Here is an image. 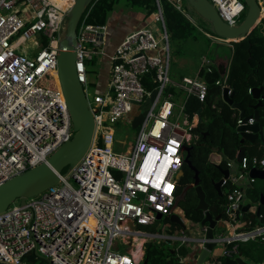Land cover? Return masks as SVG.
I'll return each mask as SVG.
<instances>
[{"label": "built area", "instance_id": "built-area-1", "mask_svg": "<svg viewBox=\"0 0 264 264\" xmlns=\"http://www.w3.org/2000/svg\"><path fill=\"white\" fill-rule=\"evenodd\" d=\"M74 1L0 0V185L46 164L75 134L59 84L51 89L42 83L48 74H55L58 81L59 45ZM167 1L182 12L183 0ZM208 2L231 28L239 25L246 10L240 0ZM257 2L262 17L264 0ZM155 3L157 10L147 26L127 35L111 56L104 51L106 27L88 24L92 4L85 9L74 49L76 78L85 96L89 65L96 59L103 67L105 58L111 63L108 91L93 96L92 104L87 101L94 136L81 160L68 173L65 169L58 175L57 185L24 204L13 202L0 214V264H24L33 255L47 264H142L148 242L193 241L184 235L175 238L143 230L155 224L158 216L172 214L182 149L198 141L193 130L199 117L186 118L185 104L191 97L203 103L208 94L198 76L180 81L170 77L169 35L160 0ZM30 41H36L35 50L27 49L28 55L23 46ZM206 69L211 72L210 65ZM215 84L228 88L221 81ZM170 89L178 93V102ZM153 91H157L155 101L134 143L125 153L115 152L114 126L132 112L134 103L140 107ZM228 95H232L230 89ZM241 124L238 119L237 126ZM251 168L264 170V157H243L238 175L230 174L223 184L232 187L225 210L229 232L210 241L221 246V259L240 256L239 244L264 243V224L242 230L236 226V212L245 197L238 184ZM258 217L261 220L264 213ZM205 242L202 237L197 243L202 248Z\"/></svg>", "mask_w": 264, "mask_h": 264}, {"label": "trees", "instance_id": "trees-1", "mask_svg": "<svg viewBox=\"0 0 264 264\" xmlns=\"http://www.w3.org/2000/svg\"><path fill=\"white\" fill-rule=\"evenodd\" d=\"M120 0H93L86 22L95 26H102L105 24L107 16L113 10ZM131 7L142 9L148 15H153L156 10L155 0H125ZM160 5L163 13V18L169 40L173 43V48H176L175 43L182 40L196 41L197 37H203L209 43L210 38L205 34L218 38L212 30H202L200 32L194 25L185 17V14L176 10L167 0H160ZM86 10L84 11V13ZM193 29H197V34H192ZM198 35V36H197ZM170 45V43H169ZM231 49V54L227 63L221 67L219 64H212L210 71L206 68L198 69L197 76L207 85L208 94L203 103L198 102L195 98H189L185 104L184 112L188 118L200 112V122L194 129V133L198 136L196 144H191L192 148L189 152V161L193 168L199 173L200 186L206 195V201L209 204V212L212 217L220 215L222 220H225V210L227 207V194L232 187L227 183L223 186L226 192L220 190V194L215 190L212 182L220 177L218 169L209 163V155L212 152H217L223 158L234 160L236 154L241 146H252L260 144L244 143L240 145V137L236 133L237 120L239 111L231 108L222 98V87L215 83L221 81L232 91V100L234 103L240 105L245 116H250L254 113L253 106L256 101L252 98L250 90L253 88L262 87L264 94V18L261 23L255 28L245 39L239 42H229L227 45ZM171 51V50H170ZM45 78L48 79L51 89H58V81L55 74H48ZM44 78V79H45ZM145 87L149 86V82H144ZM149 88V87H148ZM171 92L174 93L172 89ZM261 124L264 126V101L262 106L257 109ZM256 157H264V146ZM249 158L254 156H247ZM185 170V178L182 185H189L193 183L194 172L187 165L183 164ZM182 166V167H183ZM222 169H227V165L222 162L219 165ZM181 186H176V196L181 193ZM193 192V190H191ZM246 194L249 198V203L257 205L260 208V214L264 213V206L258 205L260 195L264 196L263 186L251 184L250 187L245 188ZM185 207L180 208L183 211L185 220L193 224H199L203 219V214L200 211L195 212L193 209L197 205L195 193L189 194L187 192L184 200ZM187 212L185 215L184 213ZM243 217L249 221V227H259L264 224V217L260 218L256 215L245 214ZM226 221V220H225ZM165 223L169 220L166 218ZM157 223V222H156ZM171 224V223H170ZM154 225L147 226L144 231L152 232ZM178 227L171 224L170 228H162V230L173 233ZM170 235V234H166ZM256 242H248L238 245L240 253L249 254V246H254L259 252L261 247L256 245ZM173 244H176L175 242ZM263 244V243H261ZM177 245V246H176ZM169 245L168 243H153L149 242L145 245L144 262L142 264H181L179 261L180 255H183V246L178 248V244ZM185 256L187 254H184ZM183 255V256H184ZM36 260V259H35ZM29 258L25 259L24 264L33 263ZM259 263V262H258Z\"/></svg>", "mask_w": 264, "mask_h": 264}, {"label": "water", "instance_id": "water-1", "mask_svg": "<svg viewBox=\"0 0 264 264\" xmlns=\"http://www.w3.org/2000/svg\"><path fill=\"white\" fill-rule=\"evenodd\" d=\"M93 0H75L69 12L68 20L66 23V32L63 40L59 45V56L57 58V77L58 84L63 93L64 99L70 113L73 131L75 132L73 138L64 143L47 161L46 164H41L32 168L8 182L0 185V214H3L8 207L15 201L19 200L20 204H24L26 199L34 198L45 191H48L53 186L58 184V175L67 169L68 173L84 156L89 146L91 145L94 136V121L93 115L89 110L86 96L83 92L81 84L77 81L75 73V46H76V29L78 23L85 11ZM246 6V15L244 20L236 27L231 28L226 25L218 16L216 10L208 2V0H186L188 5L193 10L207 21L211 27L212 32L219 38L226 42H239L245 39L259 24L261 20V9L257 0H243ZM228 88L222 90L223 100L233 109L239 111L238 119L242 120V124L236 127V133L240 137V145L244 143L254 144L260 142L264 146V126L261 124L257 109L262 106L264 95L262 94L263 88H253L250 90L252 98L256 101L253 106L254 113L250 116H245L240 105L234 103L232 95H228ZM157 91H153L145 102L139 107V113L132 117L130 127L135 130L142 124L155 101ZM135 106L138 104L134 103ZM200 113V112H199ZM198 113V116H199ZM252 120L253 123L249 124L248 121ZM191 147H183L184 153L183 164L187 165L193 170V183L185 186L181 193L176 196L172 214L169 216V222L177 225L184 231V236L190 237V232L186 229V225L174 213L177 209L179 202L184 201L188 191L193 190L197 199V205L193 209L195 212L200 211L203 214V219L197 226L200 229L205 228L203 239L206 240L200 252L193 255L196 264H205L206 260L210 258L211 253L217 247L213 240L217 235L215 227L220 220V215L213 218L209 212V204L206 201V195L200 186L199 173L192 167L189 161V152ZM245 147L241 146L237 152L235 161L240 164L242 158L245 157ZM225 163H232L231 160L224 158ZM222 178L218 182H212L215 190L220 194V188L223 186L225 180L230 175L229 169H222L215 166ZM250 179L264 182V170H257L251 168L248 174ZM258 205L264 206V196L260 195ZM250 204H241L239 210L236 212L239 218L240 213H248ZM260 213V208H256V216ZM185 215L187 212L184 213ZM161 220V216L157 217ZM201 238L193 239V243ZM177 241V240H176ZM35 255L30 257V261H34ZM215 258V257H213ZM145 264V263H144ZM216 264H248L241 256L234 259H220L216 258Z\"/></svg>", "mask_w": 264, "mask_h": 264}, {"label": "rangeland", "instance_id": "rangeland-1", "mask_svg": "<svg viewBox=\"0 0 264 264\" xmlns=\"http://www.w3.org/2000/svg\"><path fill=\"white\" fill-rule=\"evenodd\" d=\"M242 3H244L243 0H240ZM182 8L185 10L187 17L190 19V22L193 23L194 27L197 28L200 32L202 30H207L208 32L211 30V27L207 21H205L202 17H200L194 10L191 8L186 0L182 1ZM246 11L241 16L239 24L244 20ZM186 17V16H185ZM186 17V18H187ZM187 18V19H188ZM188 19V20H189ZM197 29H193L192 34H197ZM198 36V35H197ZM210 36V35H209ZM211 40V43H209L207 40H205L203 37H197L196 41H190V40H182L180 39L175 43L176 48L174 49L173 43L171 40H169L170 43V52H171V59H170V67H169V74L170 77L174 81H180L182 76H195L196 70L200 69L201 67L206 68L208 65L212 64H219L221 67L224 66V63H227V60L230 57L231 49L227 47L229 44L228 42H221L217 40L215 37L210 36L208 37ZM35 44L34 42L30 41L27 42L23 47H25L24 51H28L27 49H30L32 51L35 50V47L33 46ZM41 42H39V46H41ZM37 49V48H36ZM206 60V61H205ZM212 63V64H211ZM98 63V60H94L92 64L88 67V73H87V88H86V99L89 102V104H92L93 96L96 94L100 95L102 94L103 90L102 88L105 87V84L107 82L106 76H107V68L104 71V69H100V65ZM147 80L150 78L147 77ZM43 86H48L49 82L48 79L45 78L43 81ZM139 113V107L133 106L132 112L124 118L122 121L118 122L114 126V137H115V145H114V151L125 153L130 145H132L135 141V136L137 133V129L133 130L130 127V121L133 116L137 115ZM175 118V117H174ZM173 118V119H174ZM182 120V117H180V121ZM220 157L219 153L214 152L209 158L212 163L218 162ZM233 162V168L231 169V175L236 176L238 175L239 166L237 169V163H235V159L232 160ZM65 172V169L63 170ZM73 186L74 183L69 179L68 180ZM263 181L256 180L255 185L263 186ZM224 192H226V189H224ZM192 191H189V194H192ZM178 206L180 208L185 207V202L181 201L179 202ZM180 218L184 219L183 216ZM171 224L170 222L165 223L164 220H158L157 223L154 225V230L152 232L155 233H161V234H170L174 236H180V232L174 231L173 233H168V231L162 230V228H170ZM144 230V229H143ZM190 232V235L192 237L195 236V234H198L195 232L196 229L189 228L187 229ZM222 231V226L220 224L215 228V232L219 234ZM198 236V235H197ZM157 243H164L162 240H155ZM174 242L170 241L168 242L169 245H176L180 242H176V244H173ZM183 246V255L187 254L186 256L180 255L179 261L181 257L183 259L185 258L186 261L189 259L186 258L189 256L192 252L195 250L198 251V245L196 243L190 242L187 244H182ZM221 246H217L214 251L211 253L210 257H215V260L218 256L221 254ZM188 259V260H187ZM190 261V260H189ZM27 264H47V262L41 258H36L35 262L33 263H27ZM190 264H193L192 261H190Z\"/></svg>", "mask_w": 264, "mask_h": 264}, {"label": "crops", "instance_id": "crops-1", "mask_svg": "<svg viewBox=\"0 0 264 264\" xmlns=\"http://www.w3.org/2000/svg\"><path fill=\"white\" fill-rule=\"evenodd\" d=\"M182 11L185 14V16L187 17L186 12H185V10H183V8H182ZM151 18H152V16L151 15H148L145 10L131 7L125 0H120L118 2V4L115 5V7L113 8V10L109 12V14L107 16V19H106V22L104 24V26L106 27V35H105V39H104V51H105L106 55L107 56H111L115 52V50L118 47V45L122 42V40L127 35H129V34L135 32V31H137V30H139V29L147 26V23L149 22V20ZM263 18H264V16L261 17V20ZM261 20H260L259 24L261 23ZM189 21H190V19H189ZM205 35L209 36L208 34H205ZM106 68H107V76H106L107 82L105 84V87L102 88V90H103L102 94L108 91V89H109V83H110L111 63H110V61L107 58H105L103 60V67H100V69H104V71H105ZM196 72H198V70H196ZM195 76H197V73H196ZM195 76H187V75H185V76H182L181 78H183V77H195ZM173 94H174V100H175V102H178V100L180 98L179 95H178V93L176 91H174ZM184 115L186 116L185 112H184ZM196 115L198 116V113ZM198 117H199V122H200L201 121L200 120V113H199V116ZM186 118H188V117L186 116ZM188 119H191V118H188ZM199 122H198V124H199ZM194 135H196V134L194 133ZM244 147L246 149L245 156L251 155V156H254V157H256V155H258L260 152H262V149H263L260 146L259 143L256 144V145H252L250 147L249 146H244ZM214 152H212L209 155V158H211V156H212V154ZM222 162L225 163L223 157H220L219 161L218 162H214V163H212L211 160L209 159V163L212 164V165H214V166H219ZM235 163H236V161H235ZM225 164H227V163H225ZM231 164H232V167L229 169L230 170V174H231V169L233 168V162ZM238 166H239V164H237V169H238ZM221 178H222V176L220 174V177L217 178L216 181H213V182H218ZM249 181H250V178L247 175V177H245L238 184V186L241 187V188H243L244 189V192H245V197H244V200H243V204L244 205L250 204L249 203V198H248V196L246 194V191H245V188H248V187H250L251 184H255L256 183V180H254L253 183H250ZM221 189H222V191H224L225 188H223V186H221L220 190ZM250 205H251V208L248 211V213H243V214L240 213V215H239V222L236 225L237 226V230L246 229L247 227L250 226V223L249 224L248 223H245L246 221H249L250 219L248 218V220H246L243 217V215H245V214L256 215L257 205H254V204H250ZM174 213L177 214L180 217L181 216L184 217V215L182 214L183 211L180 208H178V207H177V209H175ZM213 218H215V217H213ZM182 221L186 225V229H188V228H189V230H191V228L196 229L195 232H197L198 234H195L194 237H192L190 235V238L191 239H196V238H202L203 237L204 233L199 228V226H197V224H193L192 222H190L188 220H185V218L182 219ZM219 224H220V226H222V231L219 234H222V233H225V232H229V228H228L227 223H226L225 220H222L220 218V220L218 221L216 227ZM176 231L180 232V236H174V235H171V236H174L175 238H179V237H182L184 235V231L181 230V228L178 227L176 229ZM163 235L164 236H169V235L162 234V236ZM173 242L176 243V242H180V241H173ZM153 243H157V242H153ZM261 243L256 242V245H258V246L261 247V249H260L261 252H259L254 246H249V254L240 253L241 258L246 263H248V264H264V243L263 244H261ZM197 245H198V251L195 250L189 256L186 257L190 261H192L193 264H196V261L193 259V255L199 253L200 250H201V248L199 247V244H197ZM179 247H182L181 242L178 244V248ZM221 258L222 257H220V259ZM180 260L183 261V264H190V261L189 260L186 261L185 258L183 259V257H181ZM213 260H215V258L210 257V258H208L206 260L205 264H212V262H214Z\"/></svg>", "mask_w": 264, "mask_h": 264}, {"label": "flooded vegetation", "instance_id": "flooded-vegetation-1", "mask_svg": "<svg viewBox=\"0 0 264 264\" xmlns=\"http://www.w3.org/2000/svg\"><path fill=\"white\" fill-rule=\"evenodd\" d=\"M264 95V94H263ZM185 170H184V166L181 168V170H180V172H179V174H178V176H177V184L179 185V186H181V188L183 189L185 186H188V184L187 185H182V181H183V179L185 178ZM182 189H181V191H182ZM166 218H161V220H165ZM168 220H169V217L167 218Z\"/></svg>", "mask_w": 264, "mask_h": 264}, {"label": "bare ground", "instance_id": "bare-ground-1", "mask_svg": "<svg viewBox=\"0 0 264 264\" xmlns=\"http://www.w3.org/2000/svg\"><path fill=\"white\" fill-rule=\"evenodd\" d=\"M32 42H36V41H32ZM25 53H26V54H28V55L30 54V52H29V51H25Z\"/></svg>", "mask_w": 264, "mask_h": 264}, {"label": "snow or ice", "instance_id": "snow-or-ice-1", "mask_svg": "<svg viewBox=\"0 0 264 264\" xmlns=\"http://www.w3.org/2000/svg\"><path fill=\"white\" fill-rule=\"evenodd\" d=\"M170 187V186H169ZM166 191L168 190V189H165Z\"/></svg>", "mask_w": 264, "mask_h": 264}, {"label": "clouds", "instance_id": "clouds-1", "mask_svg": "<svg viewBox=\"0 0 264 264\" xmlns=\"http://www.w3.org/2000/svg\"><path fill=\"white\" fill-rule=\"evenodd\" d=\"M229 43V42H228Z\"/></svg>", "mask_w": 264, "mask_h": 264}]
</instances>
